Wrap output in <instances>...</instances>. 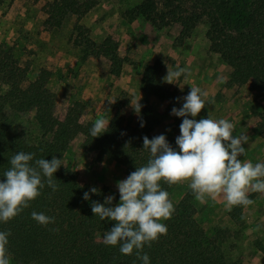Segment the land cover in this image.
Here are the masks:
<instances>
[{
    "label": "trees",
    "instance_id": "obj_1",
    "mask_svg": "<svg viewBox=\"0 0 264 264\" xmlns=\"http://www.w3.org/2000/svg\"><path fill=\"white\" fill-rule=\"evenodd\" d=\"M163 1L160 5L159 0H142L132 13L144 16L155 26L178 23L181 39L206 16L210 49L230 67L231 81L249 85L257 95L264 96V0H195L192 6H187L192 0ZM97 3L98 0L48 2L44 25L58 28L66 15L75 14L78 44L83 46L87 56L102 59L112 74L119 75L125 58L120 54L118 40L108 34L97 42L79 22ZM161 68L159 61L146 64L140 89L147 98L169 100L171 109H179L183 103L163 84ZM28 69L27 65L19 63L10 47L0 42V86L7 87L0 92V181L5 179L3 173L10 168V158L16 153H33L30 163L34 166L35 160L40 158L60 159L59 155L78 137L82 138L81 145L86 152L116 160L127 175L146 165L150 154L143 149V137L152 139L159 123L152 107L145 105L134 124L126 122L120 111H116L107 131L91 137L94 122L84 117L80 102L60 110L56 93L48 85L51 70L43 67L35 79L30 80ZM6 106L34 114L42 131L38 143H30L22 133L11 131ZM182 120L183 117L175 116L171 146L177 151L175 140L180 135ZM61 163L53 174L58 190L53 192L45 183L40 196L31 201L28 208L8 222H0V231L10 232L6 246L10 264H142L136 250L124 255L119 245L103 243L104 233L114 222L93 216L91 206L93 202H105L110 196L108 188L98 181H83L75 173H68L62 160ZM174 186L161 182L170 200ZM93 187L98 193L90 191ZM85 192L89 193L88 200L83 198ZM193 196L188 190L177 199L173 215L162 222L167 226V234L143 248L150 264H233L217 240L195 219ZM112 203L117 204L114 199ZM33 211L54 217V223L38 224L31 217Z\"/></svg>",
    "mask_w": 264,
    "mask_h": 264
},
{
    "label": "rangeland",
    "instance_id": "obj_2",
    "mask_svg": "<svg viewBox=\"0 0 264 264\" xmlns=\"http://www.w3.org/2000/svg\"><path fill=\"white\" fill-rule=\"evenodd\" d=\"M51 1L3 0L0 42L12 49L20 64L29 67L28 79H35L43 67L51 70L48 85L55 91L61 111L80 102L88 120L104 117L110 121L120 111L126 122L134 124L144 106L149 105L159 118L154 137L163 134L171 145L175 115L171 114L170 101L147 98L140 89L145 65L159 61L161 80L179 103H184L183 97L191 87L209 93L205 108L194 119H227L235 126L233 136L245 133L249 137L242 144L246 152L238 159L253 164L264 162V96L257 95L249 85L231 81L230 67L210 49L206 16L181 39L178 23L155 26L144 16L133 15V8L142 0H98L79 22L97 42L108 34L118 40L125 62L120 74L114 75L102 59L87 56L78 44L75 14L66 15L58 28L44 25L46 3ZM194 1L187 2V6ZM159 2L162 5L164 1ZM177 67L189 69L190 75L182 74L175 83L165 82L168 68ZM6 88L1 85L0 92ZM137 100L141 105L139 114L134 110ZM6 110L12 132L22 133L33 144L41 140L42 131L32 112L14 111L9 106ZM81 144L82 138L78 137L59 155L67 172L86 182L104 184L118 203L117 182L128 176L124 167L107 156L86 152ZM188 190V182L175 185L171 191L173 205ZM249 199L254 203L228 211L222 198H206L201 203L193 196L195 219L217 240L233 264H264V194L250 192Z\"/></svg>",
    "mask_w": 264,
    "mask_h": 264
},
{
    "label": "clouds",
    "instance_id": "obj_3",
    "mask_svg": "<svg viewBox=\"0 0 264 264\" xmlns=\"http://www.w3.org/2000/svg\"><path fill=\"white\" fill-rule=\"evenodd\" d=\"M182 74L190 75L189 69L168 68L164 80L175 83ZM208 96L207 91L194 86L183 97L182 107L172 108L171 114L183 117L180 135L175 140L178 151L163 134L152 139L144 136L143 149L149 152V159L145 166L136 168L127 178L117 182L119 202L113 206L114 197L110 195L103 204L92 203L93 216L114 222L103 235L105 245H119L124 255L136 250L142 264H150L143 248L167 234V226L161 221L170 219L175 211L169 193L161 188L162 181L169 186L188 182L197 201L205 203L206 198H222L228 211L234 206L253 204L250 192L264 194V162L253 164L250 160L238 159L245 154L242 144L247 143L249 137L245 133L233 136L235 126L224 118L194 119L205 108ZM138 100L134 106L137 114L141 109ZM108 125L109 119L97 118L90 129L91 137L107 131ZM33 158V153L25 152L10 158V168L3 173L5 179L0 181V222H8L28 208L30 202L40 196L45 183L53 192L58 190L53 174L61 166V159L55 156L50 161L40 158L33 166L30 163ZM90 191L98 193L95 187ZM83 198L88 200L89 193L85 192ZM31 217L42 226L54 223V217L44 213L33 211ZM9 235L10 232L0 231V264H10L6 248Z\"/></svg>",
    "mask_w": 264,
    "mask_h": 264
}]
</instances>
